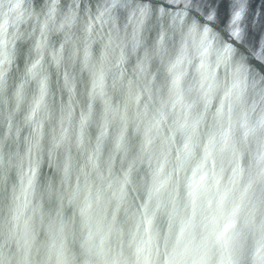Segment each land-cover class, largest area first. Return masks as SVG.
Returning a JSON list of instances; mask_svg holds the SVG:
<instances>
[{
    "label": "clouds",
    "instance_id": "9594fccd",
    "mask_svg": "<svg viewBox=\"0 0 264 264\" xmlns=\"http://www.w3.org/2000/svg\"><path fill=\"white\" fill-rule=\"evenodd\" d=\"M0 264H264V0H0Z\"/></svg>",
    "mask_w": 264,
    "mask_h": 264
}]
</instances>
